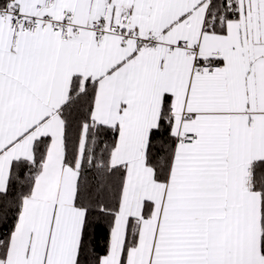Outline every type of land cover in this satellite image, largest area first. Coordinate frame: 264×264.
<instances>
[{"label":"snow or ice","instance_id":"1","mask_svg":"<svg viewBox=\"0 0 264 264\" xmlns=\"http://www.w3.org/2000/svg\"><path fill=\"white\" fill-rule=\"evenodd\" d=\"M0 264H264V0H0Z\"/></svg>","mask_w":264,"mask_h":264}]
</instances>
